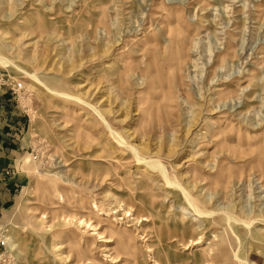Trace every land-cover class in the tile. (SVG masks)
Segmentation results:
<instances>
[{
    "label": "rangeland",
    "instance_id": "374dc122",
    "mask_svg": "<svg viewBox=\"0 0 264 264\" xmlns=\"http://www.w3.org/2000/svg\"><path fill=\"white\" fill-rule=\"evenodd\" d=\"M104 210L120 258L264 264V0H0V264H118Z\"/></svg>",
    "mask_w": 264,
    "mask_h": 264
},
{
    "label": "bare ground",
    "instance_id": "6f19581e",
    "mask_svg": "<svg viewBox=\"0 0 264 264\" xmlns=\"http://www.w3.org/2000/svg\"><path fill=\"white\" fill-rule=\"evenodd\" d=\"M109 68V67H108ZM110 69V68H109ZM25 73V72H24ZM26 74V73H25ZM111 76H113L114 78L115 77H120V75L118 76V72H112L111 73ZM32 77V76H31ZM33 79H35V82H36V80H38L36 77H32ZM113 79V78H112ZM117 79H119V78H117ZM37 83V82H36ZM48 92H50V93H52V94H57V95H64L65 97H70L69 96V94L68 95H66V94H63V93H61V94H59V93H55V92H53V91H50V90H48ZM70 98H72V97H70ZM76 100L77 101H81L83 104H85V105H89V103H87V102H85V101H82L81 99H79V98H76ZM95 111V110H94ZM97 111V110H96ZM99 113V112H98ZM100 117H101V119H102V121H103V123H105L106 124V121H105V119H103V117L100 115ZM107 125V124H106ZM112 136H115V135H113L112 134ZM116 140H117V142L119 143V144H121L122 146H125V147H127V148H129V149H131V151H132V154L134 155V157H136V160L137 161H143V158L141 159L140 157H139V155H138V151L136 152V150L133 148V146H131V145H129V144H127L124 140H122V138L121 137H119V136H116ZM82 142V141H81ZM130 151V150H129ZM145 161V160H144ZM154 165H156V166H158V167H162V166H160V164L158 163V162H156V164H154ZM163 177H164V183L165 184H171L167 179H166V176L165 175H163ZM164 184V185H165ZM176 185V184H175ZM173 186H174V184H173ZM178 186V185H177ZM181 189V188H180ZM182 190V193L185 195V197H187V198H190L189 196H188V194H187V192H186V190H184V189H181ZM187 201V200H186ZM77 202V201H76ZM31 203H35V202H31ZM123 203V202H122ZM187 203H188V205H190L191 206V209L193 208V212H195V213H202V211L201 210H199L198 209V207L195 205V204H192V202L191 201H187ZM117 204V203H116ZM37 206V205H36ZM53 207H56V206H53ZM77 207L79 208V206L77 205ZM117 207H119V206H117ZM120 207H121V205H120ZM120 207H119V209H120ZM125 207V206H124ZM73 208V210L74 211H76L75 209H77L76 207H72ZM114 209V208H113ZM78 210V209H77ZM101 210V209H100ZM100 212H102V211H100ZM116 212V211H115ZM125 212V215H128L127 214V212L128 211H124ZM203 212H205V211H203ZM44 213H45V211H43L42 212V215H41V218L42 217H45L44 216ZM102 213H104V217H98L97 219H95V220H93L92 222L93 223H90L89 221H90V219H91V216L89 215V213H85V214H80L79 216H77L76 217V215L75 214H72V216H70V215H68V214H66V215H61L62 216V218H59L60 220H62V224L61 225H58L57 224V226H60V227H58V228H55V227H53L52 229V232H53V234H55L56 232H59V231H61V232H59V233H62V235L61 236H63L65 239H75L77 242H76V245H74L75 247H73V246H71V245H68V248H67V257H69V256H71L72 254H75V256H78L80 253H81V251H82V247H80V242H79V239L81 238V237H74L73 236V234L72 233H70V232H67L66 230H64V229H66V228H68V225L67 224H65V223H68V221H69V218H72V217H76L75 218V223H74V225H77V226H79V225H83V226H85V227H90V229H92V230H98L96 233H95V231H94V233H93V235L95 234V235H100L101 237H103L104 239H103V241L105 242V243H113V246L111 247L109 244H104L103 245V250H104V252H106V253H109V255L108 256H111V259H113V262H119L118 264H124L127 260H129V262H131V264H138V263H136V261H135V259H133V260H130L129 258H120V256L122 255V253L123 252H120V251H114V249L113 248H115V246H117V244H119V246H117L118 248H122V246H121V244H122V239L120 238V237H117L116 239H112V237H113V234L114 235H116L114 232H113V227H112V223L111 222H109V220H108V218L107 217H109V216H111V214L108 212V210H104ZM115 214V213H114ZM130 214V213H129ZM123 215V214H122ZM194 215V214H193ZM198 215V214H197ZM209 215V214H208ZM133 216V215H132ZM200 216V215H199ZM221 216H222V218L223 219H226L228 222H230V219H233L234 217L231 215V214H229L228 212H225V213H222L221 214ZM128 217V216H127ZM130 217V216H129ZM40 218V219H41ZM74 219V218H73ZM132 219L133 220H135V219H139V216H134V217H132ZM143 220H144V218H143ZM70 221H71V219H70ZM64 222V223H63ZM145 222V221H144ZM50 223H51V221H50ZM111 223V224H110ZM226 223V222H225ZM64 226H66V227H64ZM48 228L50 227V226H47ZM84 227V228H85ZM78 228V227H77ZM86 229V228H85ZM89 229V228H88ZM101 229V230H100ZM106 231H108L109 232V234L106 236V237H104L103 236V234L106 232ZM73 232V231H72ZM107 232V233H108ZM58 233V234H59ZM57 234V235H58ZM76 235V234H75ZM51 236V235H50ZM60 236V237H61ZM100 238V237H99ZM66 242H68V244H69V241H67V240H65ZM191 241V240H190ZM85 243V244H84ZM84 243H83V249L84 250H87L88 249V244H87V242L86 241H84ZM193 243H196V241L195 242H193ZM124 244V243H123ZM61 247H64V246H61ZM214 248V247H213ZM210 249V248H209ZM208 249V251H210ZM220 249H222L221 247H220V245L219 244H217L216 245V247L214 248V251H213V253H207L208 255V258H206L205 256H206V251H207V249L206 248H199L197 251L200 253V257H201V259L199 260V262L197 263V264H206V262L208 263V262H210V260H213L214 259V257L216 258V254H218L219 252H220ZM215 251H218V253H215V255H214V252ZM18 253V252H17ZM127 254V253H126ZM129 254V253H128ZM121 259H123V260H121ZM194 262H195V260H193ZM193 262V263H194ZM192 263V264H193ZM194 264H196V263H194Z\"/></svg>",
    "mask_w": 264,
    "mask_h": 264
}]
</instances>
